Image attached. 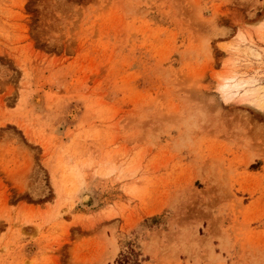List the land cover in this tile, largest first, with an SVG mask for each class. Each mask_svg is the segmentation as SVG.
Masks as SVG:
<instances>
[{
	"label": "rangeland",
	"instance_id": "374dc122",
	"mask_svg": "<svg viewBox=\"0 0 264 264\" xmlns=\"http://www.w3.org/2000/svg\"><path fill=\"white\" fill-rule=\"evenodd\" d=\"M0 264H264V0H0Z\"/></svg>",
	"mask_w": 264,
	"mask_h": 264
},
{
	"label": "bare ground",
	"instance_id": "6f19581e",
	"mask_svg": "<svg viewBox=\"0 0 264 264\" xmlns=\"http://www.w3.org/2000/svg\"><path fill=\"white\" fill-rule=\"evenodd\" d=\"M233 96V95H232ZM234 97V96H233ZM257 106V105H256ZM259 108H262L263 109V107H261V106H258ZM88 195V194H87ZM86 196V195H85ZM90 196V195H89ZM88 196V197H89ZM83 198H84V196H83ZM85 199V198H84ZM87 200V199H86ZM91 201V200H90Z\"/></svg>",
	"mask_w": 264,
	"mask_h": 264
}]
</instances>
